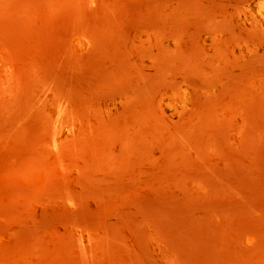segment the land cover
Here are the masks:
<instances>
[{"label":"rangeland","instance_id":"rangeland-1","mask_svg":"<svg viewBox=\"0 0 264 264\" xmlns=\"http://www.w3.org/2000/svg\"><path fill=\"white\" fill-rule=\"evenodd\" d=\"M0 264H264V0H0Z\"/></svg>","mask_w":264,"mask_h":264}]
</instances>
